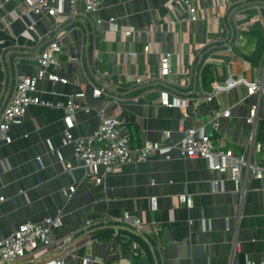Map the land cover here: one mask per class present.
Masks as SVG:
<instances>
[{
    "label": "crops",
    "instance_id": "1",
    "mask_svg": "<svg viewBox=\"0 0 264 264\" xmlns=\"http://www.w3.org/2000/svg\"><path fill=\"white\" fill-rule=\"evenodd\" d=\"M52 3L57 14L40 16L30 11L27 0H0V112L16 76H36L35 55L58 31L67 29L55 72L68 82L41 80L36 95L66 102L71 95L86 93L89 111L76 114L72 129L76 137L93 134L100 125L97 109L107 107L133 131L135 149L149 140L178 145L188 128L204 127L210 134L216 111L230 110L229 117L216 120L218 128L213 126L212 134L218 146L239 152L253 131L247 121L251 108L258 105L255 137L264 144V0H198L202 20L193 23L183 12L175 31L169 24V0H103L93 15L100 21L95 48L90 26L74 14L69 0ZM76 9L84 11L82 0H77ZM130 26L138 31L126 38L123 31ZM148 43L151 49L146 53ZM229 43L232 52L227 50ZM160 52L174 54L173 82L158 79ZM126 53L136 55L125 59ZM137 75L147 78L146 85H130ZM241 77L262 84V90L249 94L248 87L239 84L218 91L211 101L199 99L202 90L211 93ZM95 88L105 93L97 96ZM163 89L189 98L187 105H164ZM64 118L63 109L31 105L23 123L11 129L13 142L0 148V239L22 223L60 216L61 226L52 238L63 248H75L65 264H83L85 257L91 258L90 264L264 262V178H250L239 190L228 174L211 171L206 159H183L174 148L168 152L171 158L156 154L108 174L102 167L103 181L97 184L74 147L63 144ZM213 180H218L216 186ZM71 187L75 192L67 197L64 191ZM181 195L192 197L191 207ZM134 219L148 227L142 242L135 239L145 249L135 260L128 254ZM103 221L122 227L120 239L87 238L89 230L84 227ZM120 245L127 250L124 257L118 252ZM57 252L54 247L29 255L20 264H39Z\"/></svg>",
    "mask_w": 264,
    "mask_h": 264
},
{
    "label": "built area",
    "instance_id": "2",
    "mask_svg": "<svg viewBox=\"0 0 264 264\" xmlns=\"http://www.w3.org/2000/svg\"><path fill=\"white\" fill-rule=\"evenodd\" d=\"M53 0H27L29 9L33 13L40 16H55L57 9L52 3ZM198 0H169V24L171 31H175L178 24L183 22L180 17L181 13L187 12L191 22L196 23L202 20V14L197 5ZM232 1V0H231ZM237 3H246L250 0H233ZM73 12L76 15H81L88 26H90V44L95 48L100 31V21L93 18L94 13L98 11L103 0H82L84 3V11L79 12L76 9L77 0H69ZM215 19L218 16H214ZM33 29V27H32ZM137 28L130 26L125 29L124 35L126 38L132 37L137 32ZM36 32V31H35ZM68 30L63 29L58 31L54 39L48 41L45 46L35 55V60L39 65V72L36 76L26 74H18L13 92L10 94L4 108L0 112V148L5 144H11L13 137L11 135L12 127L21 125L25 119L28 108L31 105H44L50 108L63 109L65 111V136L63 144L72 145L75 155L84 161L88 174L97 184L103 181L101 168H104L106 174L120 171L124 166L133 162L147 161L151 156L156 154H166L167 158H171L168 153L171 149H177L183 159L190 160L198 157L206 159L211 171L221 174H228L237 188L240 190L245 186L248 179L264 178V144L256 141L255 124L258 118L259 106L254 105L251 108L250 115L247 118L249 124L253 126V131L246 144L242 145L239 152L234 148H223L217 145V140L207 130L202 128H188L185 131L184 139L178 145L168 144L167 142L145 141V143L135 149L133 147V131L125 125L124 121L111 115L107 107L97 109L100 119L99 128L91 135L84 137H76L72 129L75 126L76 114L79 111H89L86 105V93L80 92L71 95L66 102H52L44 100L36 95L38 84L41 80L48 79L54 84L58 82L67 83V79L56 74L55 70L61 65V54L63 51V39ZM151 34L154 30L150 31ZM38 35V33L36 32ZM150 44L144 46L146 53L150 52ZM227 50L233 51V45L227 44ZM136 53H126L125 59L129 56H135ZM211 56H209L204 64H208ZM174 54L171 52L159 53L158 57V79L162 82H173L171 76L174 71ZM201 78V76H200ZM147 78L137 75L130 85L133 87H143L146 85ZM239 84H245L249 89V94H255L261 91L263 85L260 83L250 82L246 78L241 77L236 80H229L225 84L216 86V89L211 93L203 92L199 99L211 101L218 91L229 90ZM151 89V88H149ZM94 93L101 96L105 90L95 88ZM161 102L170 107H185L187 105V97H182L176 93H171L167 89L160 91ZM114 100L118 97H113ZM230 110H219L215 113L213 126L218 128L216 121L220 117H229ZM169 138V133H164V140ZM166 141V140H165ZM48 149L54 152L56 149L51 139L46 140ZM136 152V155L134 153ZM59 158L64 160L63 155L58 152ZM68 167H72L68 163ZM216 186L218 180H213ZM75 192L74 187L64 191L67 197H71ZM180 200L191 207L193 204L192 197L189 195H181ZM129 217L126 218L129 221ZM135 226V231L140 234L147 231V225L142 220L134 219L132 222ZM61 226V217H48L44 221L26 222L18 225V227L8 237L0 239V264H20L23 259L29 255H37L43 251H47L56 247L58 252L39 264H65L66 258L70 256L75 248H63L60 241L52 238V233L55 229ZM89 229V225L84 227ZM116 231L115 235H118ZM121 257L126 255L123 252L121 245L118 249ZM130 258L135 260L137 257L145 254V249L137 240H132ZM124 257V256H123ZM131 259V260H132ZM91 258L85 257L83 264H90ZM124 264V263H121ZM135 264V263H130ZM253 264V263H247ZM261 264H264L261 263Z\"/></svg>",
    "mask_w": 264,
    "mask_h": 264
},
{
    "label": "trees",
    "instance_id": "3",
    "mask_svg": "<svg viewBox=\"0 0 264 264\" xmlns=\"http://www.w3.org/2000/svg\"><path fill=\"white\" fill-rule=\"evenodd\" d=\"M209 74V71H208V67L205 68V70L203 71V83L205 82L204 80H206L207 76ZM89 235H87V238L89 239H93V238H105V237H112L115 235L116 231H120L122 232V227L119 226L118 224H113L108 221H103L102 223L100 224H89ZM120 232H118V239H120ZM133 233H131V236L130 238H132L133 240L137 239L139 241H143L142 239H144L143 237V234H140L139 232L137 231H132ZM116 236V235H115ZM128 237V236H127ZM126 237V239H127ZM124 238V237H123ZM125 239V238H124ZM125 240H123L124 242ZM129 246V245H128ZM131 246V245H130ZM123 252L126 253L127 250L124 248H122Z\"/></svg>",
    "mask_w": 264,
    "mask_h": 264
},
{
    "label": "water",
    "instance_id": "4",
    "mask_svg": "<svg viewBox=\"0 0 264 264\" xmlns=\"http://www.w3.org/2000/svg\"><path fill=\"white\" fill-rule=\"evenodd\" d=\"M212 128H213V125L210 124L209 127H208V129H209L211 135H213V134H212Z\"/></svg>",
    "mask_w": 264,
    "mask_h": 264
}]
</instances>
